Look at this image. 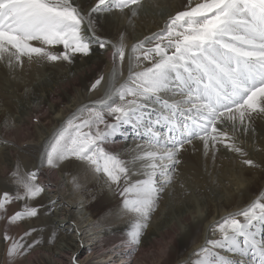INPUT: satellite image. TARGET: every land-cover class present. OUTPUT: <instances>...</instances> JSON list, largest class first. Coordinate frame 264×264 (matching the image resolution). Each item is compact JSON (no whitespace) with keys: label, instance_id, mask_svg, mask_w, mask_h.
I'll return each mask as SVG.
<instances>
[{"label":"snow or ice","instance_id":"snow-or-ice-1","mask_svg":"<svg viewBox=\"0 0 264 264\" xmlns=\"http://www.w3.org/2000/svg\"><path fill=\"white\" fill-rule=\"evenodd\" d=\"M142 7V0H0V62L13 71L26 63L71 64L92 56L94 46L111 49L118 70L127 57L130 76L117 98L88 108L87 118L69 119L42 163L52 169L76 163L86 175L104 179L109 190L118 188L123 197L119 211L136 219L130 232L135 245L194 141L205 156L215 158L223 148L257 168L239 146L236 132L251 131L255 118L264 119V0H198L170 16L161 32L132 44L124 30L115 41L100 34L105 23L135 18ZM58 46L61 51L55 50ZM102 81L98 77L90 90ZM125 127L147 147H111ZM137 170L144 178L131 183ZM10 178L15 192L0 193V221L6 227L55 216L57 202H41L46 186L38 169L28 172L15 165ZM73 184L81 187L78 177ZM17 202L21 208L9 212ZM213 228L220 239H210L208 245L227 249L230 256H213L210 264H264V197ZM37 231L29 228L18 238L4 233L8 264H18L42 243H54L60 223L51 221L46 240L32 235ZM76 231L73 225L71 235ZM68 264H78L77 258Z\"/></svg>","mask_w":264,"mask_h":264},{"label":"bare ground","instance_id":"bare-ground-1","mask_svg":"<svg viewBox=\"0 0 264 264\" xmlns=\"http://www.w3.org/2000/svg\"><path fill=\"white\" fill-rule=\"evenodd\" d=\"M152 1L158 2L153 7L165 6L164 10L150 13L142 8L135 18L105 23L100 34L115 41L118 32L124 30L128 43H136L161 32L170 16L186 10L189 3L194 6L198 2ZM55 50L62 48L58 46ZM100 76L104 81L96 90H90ZM129 76L127 57L118 70L111 59V49L95 46L92 56L77 57L71 64L26 63L22 70L13 71L0 62V193L14 188L13 182L6 178L15 165H20L23 171L39 170V181L46 186L41 202L45 205L57 202L56 214L51 218L40 216L12 228L0 221V264H8L4 231L18 238L27 229L36 228L38 231L32 235L46 240L47 228L53 220L60 223L57 240L37 246L31 251L34 254L18 264H68L72 257L77 258L78 264H147L137 262L136 252L155 247L161 252L156 264H210L213 256L217 259L230 256L227 249L217 250L208 241L220 239L213 228L215 224L264 197V119L255 118L251 131L236 132L239 146L260 167L245 166L242 162L245 157L223 148L215 158L211 153L205 156L199 141H194V148L188 147L175 183L163 194L139 245L130 239L136 219L118 209L122 201L118 188L109 190L104 179L86 175L76 163L57 169L42 163L48 145L67 121L74 116L87 118V109L99 108L101 100L111 103ZM136 143L145 147L148 144L138 140L132 128L125 127L110 146L133 148ZM73 177L79 178V189L74 186ZM143 178L137 170L130 182ZM13 206L11 212L20 207L18 204L13 209ZM73 225L77 229L75 235H71ZM87 230L91 244L83 247L80 235ZM70 237L80 243H70ZM206 246L207 251H202Z\"/></svg>","mask_w":264,"mask_h":264},{"label":"rangeland","instance_id":"rangeland-1","mask_svg":"<svg viewBox=\"0 0 264 264\" xmlns=\"http://www.w3.org/2000/svg\"><path fill=\"white\" fill-rule=\"evenodd\" d=\"M159 1H162V0H159ZM143 2H144V4H143ZM151 2V3H150ZM155 2V1H154ZM154 2L152 1V0H142V4H143V9L145 10V11H148V12H150V13H155V11H157V13H158V11H162V10H164V8H165V6H152L153 4H154ZM150 3V4H149ZM155 3H158V2H155ZM161 3V2H160ZM146 4V5H145ZM161 4H163V1H162V3ZM147 7H149V8H147ZM157 9H156V8ZM160 7V8H159ZM153 9V10H152ZM159 9V10H158ZM142 10V9H141ZM152 15H154V14H152ZM82 119L84 118V117H81ZM78 122V121H77ZM133 132H134V130H133ZM112 147H115V146H112ZM6 179H8L11 183H12V180H11V178H10V174H9V176H7V178ZM5 179V180H6ZM14 187V185L12 186V188ZM15 188V187H14ZM7 189L6 191H9V192H15V189ZM2 192H4V191H1V193ZM119 198L120 199H123V197L120 195L119 196ZM68 201V200H67ZM68 203H70V201H68ZM72 203V202H71ZM15 204V205H14ZM14 204H12V205H10L9 206V212H11V210H12V206H13V209H14V207H16V205H18L19 204V208L18 209H14V210H19L20 208H21V206H22V204H21V202H17V204L16 203H14ZM31 219H29V221H30ZM28 221V220H27ZM23 222H25V221H22V222H19L18 224H16V225H12L13 227H19V225L20 224H22ZM80 223H82V222H80ZM5 224V223H4ZM12 226H10V228H12ZM75 226H76V223H75ZM7 228H9V227H7ZM5 232H7V231H4V233ZM80 233H82V232H80ZM88 234H89V232H88V230L85 232V234L84 233H82L81 235H80V238H81V245L83 246V247H88V246H90V244H91V242L90 241H88L89 240V236H88ZM88 236V237H87ZM26 240H28V238H26ZM5 242V245H6V247H7V243L8 242H6V241H4ZM32 254H34V253H30V254H28V257L29 256H31ZM159 254L161 255V252H160V250H159V248H157V247H155V248H148V249H146V250H138L137 252H136V259H137V262H146L147 264H156L157 263V261H158V258L160 257L159 256ZM156 256V257H155ZM120 264V263H119Z\"/></svg>","mask_w":264,"mask_h":264}]
</instances>
